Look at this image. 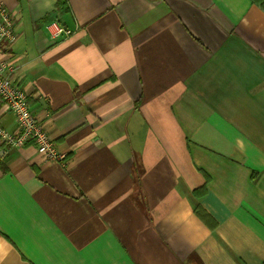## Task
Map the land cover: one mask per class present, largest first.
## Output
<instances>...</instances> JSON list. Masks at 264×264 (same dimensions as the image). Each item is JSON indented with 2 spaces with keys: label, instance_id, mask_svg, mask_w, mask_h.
I'll return each mask as SVG.
<instances>
[{
  "label": "crops",
  "instance_id": "obj_1",
  "mask_svg": "<svg viewBox=\"0 0 264 264\" xmlns=\"http://www.w3.org/2000/svg\"><path fill=\"white\" fill-rule=\"evenodd\" d=\"M57 1L0 0L1 56L64 155L0 159V264H264V10Z\"/></svg>",
  "mask_w": 264,
  "mask_h": 264
},
{
  "label": "built area",
  "instance_id": "obj_2",
  "mask_svg": "<svg viewBox=\"0 0 264 264\" xmlns=\"http://www.w3.org/2000/svg\"><path fill=\"white\" fill-rule=\"evenodd\" d=\"M14 26V13L0 3V101L8 106L16 125V129L10 131L0 123V159L9 147L33 143L45 158L62 161L64 155L57 150L53 139L34 115L28 93L13 81L12 74L16 65L1 56L3 43H12L17 37ZM52 26L55 28V35L70 33V30H64L56 23H52Z\"/></svg>",
  "mask_w": 264,
  "mask_h": 264
},
{
  "label": "trees",
  "instance_id": "obj_3",
  "mask_svg": "<svg viewBox=\"0 0 264 264\" xmlns=\"http://www.w3.org/2000/svg\"><path fill=\"white\" fill-rule=\"evenodd\" d=\"M253 1L258 3L260 7L264 10V0H253ZM56 8L59 9L60 11L68 10L69 6L67 0H58L56 2ZM0 170H2L3 172L7 171L2 161H0Z\"/></svg>",
  "mask_w": 264,
  "mask_h": 264
}]
</instances>
